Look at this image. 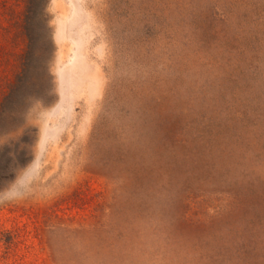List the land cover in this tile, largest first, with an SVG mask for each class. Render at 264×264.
<instances>
[{
  "label": "rangeland",
  "instance_id": "obj_1",
  "mask_svg": "<svg viewBox=\"0 0 264 264\" xmlns=\"http://www.w3.org/2000/svg\"><path fill=\"white\" fill-rule=\"evenodd\" d=\"M0 264H264V0H0Z\"/></svg>",
  "mask_w": 264,
  "mask_h": 264
},
{
  "label": "trees",
  "instance_id": "obj_2",
  "mask_svg": "<svg viewBox=\"0 0 264 264\" xmlns=\"http://www.w3.org/2000/svg\"><path fill=\"white\" fill-rule=\"evenodd\" d=\"M149 211H152V210H149Z\"/></svg>",
  "mask_w": 264,
  "mask_h": 264
}]
</instances>
